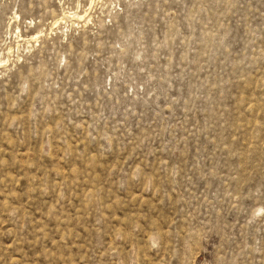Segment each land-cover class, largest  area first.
<instances>
[{
  "label": "rangeland",
  "instance_id": "374dc122",
  "mask_svg": "<svg viewBox=\"0 0 264 264\" xmlns=\"http://www.w3.org/2000/svg\"><path fill=\"white\" fill-rule=\"evenodd\" d=\"M0 264H264V0H0Z\"/></svg>",
  "mask_w": 264,
  "mask_h": 264
}]
</instances>
